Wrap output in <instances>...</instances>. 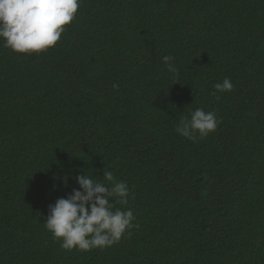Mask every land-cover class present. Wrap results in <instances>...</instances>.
Wrapping results in <instances>:
<instances>
[{
	"label": "trees",
	"instance_id": "16d2710c",
	"mask_svg": "<svg viewBox=\"0 0 264 264\" xmlns=\"http://www.w3.org/2000/svg\"><path fill=\"white\" fill-rule=\"evenodd\" d=\"M196 108L219 122L191 140ZM103 170L136 226L63 249L49 205ZM0 264H264V0H80L55 46L0 39Z\"/></svg>",
	"mask_w": 264,
	"mask_h": 264
},
{
	"label": "clouds",
	"instance_id": "9594fccd",
	"mask_svg": "<svg viewBox=\"0 0 264 264\" xmlns=\"http://www.w3.org/2000/svg\"><path fill=\"white\" fill-rule=\"evenodd\" d=\"M79 7L80 0H0L3 46L28 54L55 46ZM162 59L168 71L175 75L178 69L172 62L174 57L166 55ZM233 87L231 78L226 77L214 85L212 94L219 99L217 93L229 92ZM218 122L215 111L196 108L190 117L180 118L175 130L181 136L195 140L214 132ZM74 178L79 188L50 204L44 222L63 249L87 252L110 247L136 226L132 208L116 207L129 203L130 188L126 181L117 180L110 170H103L102 179H95L85 171Z\"/></svg>",
	"mask_w": 264,
	"mask_h": 264
}]
</instances>
